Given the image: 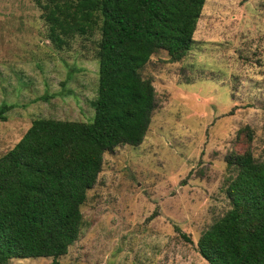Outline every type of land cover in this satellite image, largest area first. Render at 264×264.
<instances>
[{
	"label": "rangeland",
	"instance_id": "374dc122",
	"mask_svg": "<svg viewBox=\"0 0 264 264\" xmlns=\"http://www.w3.org/2000/svg\"><path fill=\"white\" fill-rule=\"evenodd\" d=\"M43 2L0 0V155L34 118L93 116L99 33L53 44ZM191 38L179 60L159 49L139 70L154 94L147 130L103 153L59 264H207L195 243L229 207L225 157L264 162V0H204Z\"/></svg>",
	"mask_w": 264,
	"mask_h": 264
},
{
	"label": "trees",
	"instance_id": "16d2710c",
	"mask_svg": "<svg viewBox=\"0 0 264 264\" xmlns=\"http://www.w3.org/2000/svg\"><path fill=\"white\" fill-rule=\"evenodd\" d=\"M204 0H44L47 38L60 46L74 34L99 33L97 86L90 121L37 117L0 155V264L49 257L76 239L80 206L104 152L138 145L154 108L139 70L162 49L179 60L192 42ZM8 106L0 104V121ZM247 139L249 136L246 137ZM232 176L228 209L196 239L207 264H264V162L248 149L225 157Z\"/></svg>",
	"mask_w": 264,
	"mask_h": 264
}]
</instances>
